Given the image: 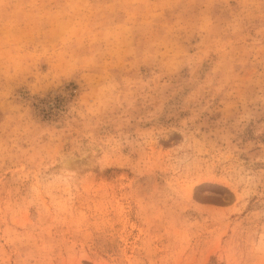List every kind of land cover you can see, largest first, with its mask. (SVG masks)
<instances>
[{"label":"rangeland","instance_id":"1","mask_svg":"<svg viewBox=\"0 0 264 264\" xmlns=\"http://www.w3.org/2000/svg\"><path fill=\"white\" fill-rule=\"evenodd\" d=\"M0 264H264V0H0Z\"/></svg>","mask_w":264,"mask_h":264},{"label":"bare ground","instance_id":"2","mask_svg":"<svg viewBox=\"0 0 264 264\" xmlns=\"http://www.w3.org/2000/svg\"><path fill=\"white\" fill-rule=\"evenodd\" d=\"M203 68V67H202ZM204 71V70H203ZM44 139H45V136L43 135V136H41V138H40V140H41V142H43L44 141Z\"/></svg>","mask_w":264,"mask_h":264}]
</instances>
